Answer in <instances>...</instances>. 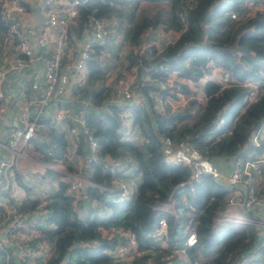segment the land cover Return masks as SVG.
Listing matches in <instances>:
<instances>
[{"label": "trees", "instance_id": "1", "mask_svg": "<svg viewBox=\"0 0 264 264\" xmlns=\"http://www.w3.org/2000/svg\"><path fill=\"white\" fill-rule=\"evenodd\" d=\"M76 1L75 15L64 27L65 45L74 46L76 41H83L95 21L105 29L102 43L95 42L84 61L87 71L84 83L74 88L71 102L62 107L68 113L63 119L65 127L76 131L71 133L76 143L74 154L90 164L91 170L76 172L65 164L68 141L64 129L51 118L53 102L49 112L36 119L34 135L27 145L36 158L60 162L68 173L78 174L90 184L79 188L80 198L75 204L68 191L69 178L51 171H45V175L54 178L55 187L41 199L15 201L9 196L11 183L0 190V198H7L6 207L12 212L7 214L8 223L13 214L26 222L34 220L36 225L37 236L21 245L35 247L39 242L48 245L46 256L33 255L30 261L110 264L114 248L127 242L130 236L139 251L132 259L117 264H163L161 257L170 253L171 248L183 246L185 234L192 230L196 242L184 248L186 264L237 263L258 237L264 239L256 229L262 225L224 223L229 225L215 231L213 216L224 205L226 189L210 174H201L184 183L191 169L167 163L163 154L182 144L210 162L238 153L242 145H247L250 131L264 118V86L258 88L253 101H247V87L240 84L220 87L206 79L201 88L204 101L190 119L189 113L179 114L166 103L161 106L157 100L176 98V90L188 91L183 82L168 83L167 76L172 72L186 82L195 83L217 65L238 82L261 79L264 10L247 13L244 3L253 0ZM20 3L25 8L22 0ZM159 28L170 33L172 39L161 41ZM6 30L7 24L0 16V45L6 43ZM116 37L119 43L114 42ZM7 38L9 50L25 60L27 57L15 48L21 36L13 34ZM120 44L126 46L121 58L125 68L118 70L125 72L124 79H130V90L138 101L115 99L114 79L106 85L103 83L106 73L114 71V54ZM48 45L50 53L51 42ZM193 102L190 99L187 107ZM98 105L103 108L97 109ZM122 110L124 116L120 115ZM77 115L81 123L73 120ZM125 119L129 121L128 131L138 133L135 140L123 134ZM90 145L95 146V151L90 150ZM110 165L114 166L110 169ZM123 177L130 180L137 177V185L130 200L118 203L111 181ZM10 179L20 188L28 189L21 173L12 170ZM85 198L88 203L83 205ZM166 200L174 204V211L159 209ZM76 207L86 214L79 216ZM5 209L0 204V213L5 215ZM255 213L245 211L248 217H255ZM158 219L165 221V237L164 234L159 239L146 237V232L156 228ZM9 251L0 243V264H15ZM171 264H185V261L172 258Z\"/></svg>", "mask_w": 264, "mask_h": 264}, {"label": "built area", "instance_id": "2", "mask_svg": "<svg viewBox=\"0 0 264 264\" xmlns=\"http://www.w3.org/2000/svg\"><path fill=\"white\" fill-rule=\"evenodd\" d=\"M52 0H41L39 7L43 9L44 6L49 5ZM84 1V0H82ZM21 0H0V16L7 24L6 35L4 41L8 47H10L8 35L21 34L20 30H23L26 35H33L34 29L32 26L21 27L19 19L23 13V7ZM76 0L67 2L64 10L61 12L55 11L52 6L46 7L45 19L43 27L45 34L33 35L34 44L36 46H44L47 42V34H51L54 31V36L51 41V48L48 57H42L43 62V83L40 88V93L37 96H31L27 98L24 108L21 109L17 121L19 125L14 127L7 138L5 147L10 151L11 157L16 158L19 155L20 150L28 144V139L34 135L36 126V119L40 114L47 113L49 107L53 102L54 91L56 89L58 73L60 70L67 72H76L84 67V61L88 57V51L97 42L99 45L103 41V35L105 29L102 24L95 21L92 25L91 33L84 41V46L78 51V55L75 59L67 62H63V31L66 23L75 15ZM248 12L263 11L264 0H253L247 3ZM42 27V28H43ZM143 45V44H142ZM11 48V47H10ZM25 57L30 58L32 56V49L30 45L22 40L15 47ZM25 60L13 54L3 59L0 63V86L5 81L6 77L16 70H20L25 65ZM85 68V67H84ZM131 78V77H130ZM114 87H115V99H125L127 101L135 100L139 98L135 97L133 91L130 90L128 79H124L122 76L115 75ZM207 79L217 83L220 87L229 86L232 84H240L248 88L246 97L247 101H253L256 98L257 90L259 87L264 86V73L261 79L257 80H243L238 82L233 78L226 70L222 68L212 69L208 72ZM168 83H171L172 79H167ZM127 83V84H126ZM20 94L24 95L25 89L19 88ZM176 97L181 96L176 90ZM9 94L0 89V112H5L7 104L9 103ZM174 100L176 98L165 99L166 104L172 109L174 106ZM162 103L163 101L158 100ZM164 102V103H165ZM97 109H102L103 106H96ZM49 112V111H48ZM120 113L121 116L125 115L123 110ZM51 118L56 122L68 117V113L63 109L52 110ZM73 120L76 122H82L79 115L73 116ZM70 133H76L73 127L68 129ZM229 132V130H227ZM142 140L141 137L138 138ZM90 150L95 151V146L90 145ZM11 157L9 159H0V190L6 188L9 184L11 175ZM163 160L172 165H180L190 168L191 171L185 183H189L192 180L198 178L201 174H210L211 177L220 182L222 187L226 189L225 202L221 209H218L213 216V222L228 221L234 224V226H245L246 224L254 223L261 224V228L257 229V234H262L264 237V118L259 124L250 131L248 135L247 145H242L238 153H234L230 156V162L228 164L227 174L222 175L219 173L215 166L210 161L203 160L196 151L185 144L174 147L173 150L166 151L163 154ZM114 164V163H113ZM114 165L108 166L110 169ZM222 181L225 183L223 185ZM132 181L123 177L122 179L115 178L111 181L112 189L116 191L115 202L121 203L131 199L135 192ZM89 181L84 180L80 176L74 174L69 176L68 179V191L74 197V204L78 199V189L84 186ZM104 189V188H101ZM171 201L166 200L161 202L159 209H170ZM5 209V218H9L7 214H11L6 204L3 205ZM256 211L255 217H248L245 211ZM10 223H8V229L6 233L9 236L14 237L17 227H24L26 221L23 217L11 215ZM165 221L164 219H158L156 228L152 231L145 233V236L154 237V239L161 238V235H166L164 231ZM129 234V233H128ZM127 242H124L114 248L112 253L114 254L113 262L110 264H117L120 261H128L132 259L134 254L139 251L134 243L133 239L129 236ZM196 242L195 234L192 230L185 234L183 246L171 248V252L161 257L163 264H171L172 258L175 260H184L185 264L187 259L184 253L186 246H192ZM162 245V243H160ZM19 261L18 264H32L30 257L33 255L42 254L46 256L48 254V245L45 242H39L35 247L26 246V244H19L18 247ZM185 256V258H183ZM195 263V261H194ZM233 264V263H232ZM234 264H264V239L257 238V241L252 243L247 250L245 257Z\"/></svg>", "mask_w": 264, "mask_h": 264}, {"label": "crops", "instance_id": "3", "mask_svg": "<svg viewBox=\"0 0 264 264\" xmlns=\"http://www.w3.org/2000/svg\"><path fill=\"white\" fill-rule=\"evenodd\" d=\"M22 2L24 3L23 5L25 6V8H23L24 11L19 19L20 26L22 28L24 26H32L35 31L33 35H42V34L44 35L45 32L43 30H45V28L42 25L45 19L44 16L45 10L39 7L40 5L39 3L41 2V0H22ZM67 2H68L67 0H52L49 3V5H47L46 7L52 6V8L55 11L61 12L64 10L65 6L67 5ZM33 35L29 36L22 33L21 31L20 34L21 39L25 40L26 43L30 45V48L32 49V56L30 58V61H28V58H26L25 59L26 63L24 67L8 75L5 81L0 86V89L8 93L10 97L5 112L3 113L0 112V159L7 160L11 157L10 151L5 147L9 133L14 127H17L19 125L17 121V117L21 109L24 108L27 98H30L31 96L39 95L40 88L43 83L42 57H45V55L46 54L48 55L49 53L48 44L52 41V38L54 36V31L51 34L49 33L47 34L48 43L43 48H39V46H36L34 44ZM173 36H175V34ZM87 37L88 36H84L83 41L81 40L76 41L74 48H71L70 53L68 52V50L65 49V45H64L63 52L65 56L73 57V59H75L78 55V51L84 46V41L86 40ZM114 42L116 43L118 42V37L115 38ZM13 54L14 53H12L9 50L7 44L3 43L0 45V62L7 56L9 57ZM212 69H218V67L211 68L210 70ZM86 73L87 71L85 68L84 70H79L72 73L63 70L59 71L56 89L54 91L53 108H51L52 110L63 109L62 107H64L67 103L71 102L73 98L74 88L77 85H82L84 83ZM113 76H115L113 71L107 72L103 82L104 85L111 83L113 80ZM129 76L131 77L130 74ZM167 79L183 82L187 84V87L191 85L189 84L188 81L186 82L182 77L176 76V74L173 72L167 76ZM20 87H23L25 89L24 95L20 94L19 92ZM182 99H183L182 96H178V98L176 97V100H174V104H181L183 102ZM203 101L201 103H203ZM164 102L165 101L163 100V104L166 103ZM87 105L88 104L85 102V106ZM160 105L162 106V103H160ZM85 106L83 105V109L86 110ZM89 108H91V106H89ZM64 122L65 121L63 120H59L56 121L55 123L56 125H58L59 128L64 129L68 141V145L64 155L65 164L70 166L72 169L76 170V172H82V169L84 170V172H89L91 170L90 164H86V163L84 164V162L81 160V157L79 155L74 154V147L76 146L75 139L73 135L69 133V130L65 127ZM122 122H123L122 124L123 134L128 138L133 137V135L135 138H137L138 133L136 130L135 131L133 130L131 134L130 133L126 134L128 133L129 121L125 119ZM58 163L59 164L57 165L60 164L62 165V163L60 162ZM62 166L63 168L66 167L64 165ZM34 170L37 171L21 172L22 180L28 187L27 190H25L24 188H20L18 184H15L14 181L11 180V184H15L16 186L18 185L17 187H19V189L21 190V195L17 193L15 196L10 190L9 196L15 199V201H18L19 199H23V198L41 199L45 196V194L49 191L50 188H52L53 186L55 187L56 181L53 180L54 179L53 177L49 178L48 176L45 175L46 172L45 171L43 172V170L41 169H34ZM136 180L137 177L135 179H131L133 188H136L137 185ZM46 181L48 182V184H45ZM6 201L7 198L5 196L0 198V204L2 206L4 205V203H6ZM77 214L79 216H83L86 214V212L85 210L79 209ZM7 229H8V222L6 221L5 215H3V213H0V243H2V245H5L7 248L10 249L9 251L10 255L12 256V258H14L15 264H18L19 261L17 263V260L19 259V256L17 253H18L19 244L22 243L23 241H28L29 239H32L33 237L37 236L38 231L36 229L34 220H32L31 222L30 221L26 222L25 226L21 230L17 231L14 237L9 236L6 233Z\"/></svg>", "mask_w": 264, "mask_h": 264}, {"label": "rangeland", "instance_id": "4", "mask_svg": "<svg viewBox=\"0 0 264 264\" xmlns=\"http://www.w3.org/2000/svg\"><path fill=\"white\" fill-rule=\"evenodd\" d=\"M246 4H247V2L244 3V9H246ZM241 15H242L241 13L237 14L236 17H240ZM166 33H167V31H164L163 29L159 28V34L161 35V41H166V40L172 39V38H169V36H168L170 33L169 34L168 33L166 34ZM172 35H173V33H172ZM157 40L160 41L159 39H157ZM149 42L152 43V41H149ZM64 45H65V42L63 43L62 47H64ZM157 47H159V45H157ZM71 48H74V46L73 45H69V46L65 45V49L68 50L69 53L71 52ZM125 49H126V46L123 44H120L118 51L116 50V55L114 54V57H116V59L114 61L115 62V67H114V71H113L114 75H117V73H120L122 71V70H118L117 68H122V67L125 68V65L121 61V58L123 57V53H124ZM64 56H65V54H64ZM71 60H73V57H66L65 56L62 58L63 62H67V61H71ZM2 61L0 63H2ZM215 67H218V66L217 65L212 66V68H215ZM81 70H84V67ZM72 72L73 71H71V73ZM142 72H143V70H142ZM122 74H125V72H122L118 75L122 76ZM207 76H208V73H205L195 83H192L189 81V84H191V85H189V87H187V88L190 90H188L186 93L179 92V94L183 97V99H182L183 102L181 104H174L172 109L178 110L177 112H179V114L189 113L188 114L189 119L194 117L200 103L203 101V98H204V95L201 91V88L203 85V81H205L207 79ZM127 81H129V79ZM193 87H195V88H193ZM166 99H168V98H166ZM190 99H194V102L192 104H190V106L187 107V102ZM132 131L133 130L128 131V133H126V134H129V133L131 134ZM72 134H75V133L72 132ZM130 139L135 140L134 135ZM13 157H11L12 160H11L10 168L13 171H16L18 173H21L24 171H26V172L37 171L34 169H41V170H43V172L44 171H46V172L51 171L55 175L60 176V177H64V178H67V177L69 178V176L71 175V173H68V171H66V168L65 167L63 168V166L61 164L57 165L59 163L47 162V161H43V160L36 158L35 154L30 150L28 145H25L20 150L19 155L16 156V158H13ZM81 160H82V158H81ZM229 162H230V158L228 156L227 157L221 156V157H217L214 160V162H212V163H213V166H215V169L219 173H221L222 175H225V174H227ZM23 169H25V170H23ZM74 175L79 176L78 174H74ZM9 183H11V179L9 180ZM222 183H223V185H225V183L223 181H222ZM45 184H48V182L46 181ZM11 192L13 193L14 196L17 193H19L21 195V190L15 184H11ZM77 196H78V198H80L79 192L77 193ZM181 200L183 201L184 198L183 199L181 198ZM173 207H174V204L173 203L170 204V209L173 210ZM75 211H76V213H78L79 208L76 207ZM224 223H231V222H228V221L216 222V221H214V230L218 231L219 229L225 228L229 225V224H224ZM183 258H185V256ZM196 260H197V258H195V261Z\"/></svg>", "mask_w": 264, "mask_h": 264}, {"label": "water", "instance_id": "5", "mask_svg": "<svg viewBox=\"0 0 264 264\" xmlns=\"http://www.w3.org/2000/svg\"><path fill=\"white\" fill-rule=\"evenodd\" d=\"M87 203H88V199L85 198V199L83 200V205H85V204H87Z\"/></svg>", "mask_w": 264, "mask_h": 264}, {"label": "clouds", "instance_id": "6", "mask_svg": "<svg viewBox=\"0 0 264 264\" xmlns=\"http://www.w3.org/2000/svg\"><path fill=\"white\" fill-rule=\"evenodd\" d=\"M249 2V1H248ZM247 2V3H248ZM248 4H246V9H245V11H247V13H250V12H248V6H247ZM251 13H253V12H251ZM208 73V72H207ZM185 183V182H184Z\"/></svg>", "mask_w": 264, "mask_h": 264}]
</instances>
